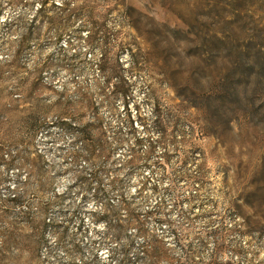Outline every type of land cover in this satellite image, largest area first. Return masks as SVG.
<instances>
[{
  "label": "rangeland",
  "instance_id": "1",
  "mask_svg": "<svg viewBox=\"0 0 264 264\" xmlns=\"http://www.w3.org/2000/svg\"><path fill=\"white\" fill-rule=\"evenodd\" d=\"M107 203L145 232L105 236ZM151 237L264 264V0H0V264H146Z\"/></svg>",
  "mask_w": 264,
  "mask_h": 264
},
{
  "label": "trees",
  "instance_id": "2",
  "mask_svg": "<svg viewBox=\"0 0 264 264\" xmlns=\"http://www.w3.org/2000/svg\"><path fill=\"white\" fill-rule=\"evenodd\" d=\"M116 93H119L120 96L125 98L127 97V87L124 82H120L116 86ZM127 105V101L124 104ZM155 118H154V126L159 131L160 135L163 136L166 129L165 126L162 123L161 119V109L159 106H156L155 110ZM140 121H142L140 119ZM75 126V125H73ZM99 127V126H98ZM75 130H79L77 126H75ZM140 140H137L139 142ZM150 145H152V142H150ZM137 158L133 156L132 162L129 161V163L136 162ZM85 187L90 188L92 183L94 182L97 186L96 188H93L94 192H96V196L99 194H104L102 189V183L99 180V173L97 171H93L90 173L89 178L85 179ZM16 200V199H15ZM153 212V211H151ZM116 216L115 208L110 205L109 203L106 204L104 212L101 214V220L104 222V228H103V234L107 237H111L114 239H118L119 237L124 236L125 238H128L127 234V227L128 224L134 223L136 225V229L141 232H145L144 225H143V219L135 213L134 210H129V219L125 220L118 216L117 219L114 221V223L111 221V217ZM175 241L179 243L180 237L178 234L175 233ZM130 241L127 242L123 249V257L121 258L119 264H132L136 258L130 259L128 256L129 253V246ZM141 255L143 260L146 264H181V262L178 259H174L170 256L168 248L166 247L165 243L162 242L159 239L151 237L148 241H145L143 246H141ZM208 264H216L214 260L210 261Z\"/></svg>",
  "mask_w": 264,
  "mask_h": 264
}]
</instances>
